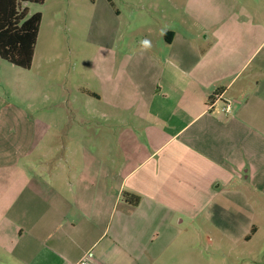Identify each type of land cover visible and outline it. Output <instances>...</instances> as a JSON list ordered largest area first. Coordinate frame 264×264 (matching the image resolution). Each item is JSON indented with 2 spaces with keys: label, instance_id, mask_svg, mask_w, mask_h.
Instances as JSON below:
<instances>
[{
  "label": "crops",
  "instance_id": "1",
  "mask_svg": "<svg viewBox=\"0 0 264 264\" xmlns=\"http://www.w3.org/2000/svg\"><path fill=\"white\" fill-rule=\"evenodd\" d=\"M125 2L57 153L0 87V264H215L264 229V0Z\"/></svg>",
  "mask_w": 264,
  "mask_h": 264
},
{
  "label": "rangeland",
  "instance_id": "2",
  "mask_svg": "<svg viewBox=\"0 0 264 264\" xmlns=\"http://www.w3.org/2000/svg\"><path fill=\"white\" fill-rule=\"evenodd\" d=\"M125 1L128 0H46L43 4H28L30 16L42 14L32 68L25 70L7 63L12 69L5 71L6 81L0 87L6 99L29 105L35 117L54 123V128L45 133L48 138L44 148L50 154L63 147L62 136L77 134L69 122L96 114L90 111L89 98L83 90L98 89L94 58L99 57L102 33L116 20V8L122 13L120 26L129 23ZM202 233L204 236L207 231ZM204 239L201 247L208 249ZM218 246L226 247L225 251L231 249V243L226 241L215 242V249ZM233 249L236 256L230 257L215 250V264H264V229L254 242ZM237 254L241 256L238 261Z\"/></svg>",
  "mask_w": 264,
  "mask_h": 264
},
{
  "label": "trees",
  "instance_id": "3",
  "mask_svg": "<svg viewBox=\"0 0 264 264\" xmlns=\"http://www.w3.org/2000/svg\"><path fill=\"white\" fill-rule=\"evenodd\" d=\"M45 1L0 0V58L25 70L32 68L42 14L30 16L28 4H43ZM125 198L133 206H137L141 199L129 193Z\"/></svg>",
  "mask_w": 264,
  "mask_h": 264
},
{
  "label": "clouds",
  "instance_id": "4",
  "mask_svg": "<svg viewBox=\"0 0 264 264\" xmlns=\"http://www.w3.org/2000/svg\"><path fill=\"white\" fill-rule=\"evenodd\" d=\"M142 43H143V45H144L145 47H148V45H149V42H148L147 40L143 41Z\"/></svg>",
  "mask_w": 264,
  "mask_h": 264
},
{
  "label": "built area",
  "instance_id": "5",
  "mask_svg": "<svg viewBox=\"0 0 264 264\" xmlns=\"http://www.w3.org/2000/svg\"><path fill=\"white\" fill-rule=\"evenodd\" d=\"M227 110H229V108ZM81 264H88V262L86 260H83Z\"/></svg>",
  "mask_w": 264,
  "mask_h": 264
}]
</instances>
